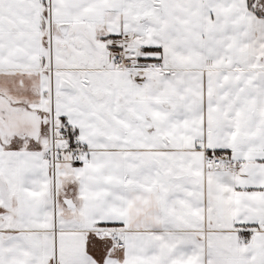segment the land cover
I'll list each match as a JSON object with an SVG mask.
<instances>
[{"label":"snow or ice","instance_id":"6c2138e0","mask_svg":"<svg viewBox=\"0 0 264 264\" xmlns=\"http://www.w3.org/2000/svg\"><path fill=\"white\" fill-rule=\"evenodd\" d=\"M0 264H264V0H0Z\"/></svg>","mask_w":264,"mask_h":264}]
</instances>
